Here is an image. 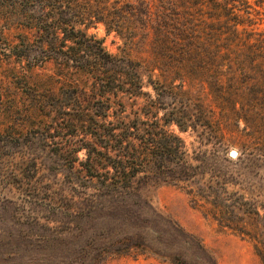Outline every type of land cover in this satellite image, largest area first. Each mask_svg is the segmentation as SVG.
Here are the masks:
<instances>
[{"label": "trees", "instance_id": "obj_1", "mask_svg": "<svg viewBox=\"0 0 264 264\" xmlns=\"http://www.w3.org/2000/svg\"><path fill=\"white\" fill-rule=\"evenodd\" d=\"M0 7L12 28L31 33L11 44L16 58L37 49L97 66L90 74L102 90L103 114L72 116L92 137L62 171L79 190L71 199L74 227L60 226L42 247L50 261L28 264H102L153 251L131 233H158L141 193L160 180L188 186L196 206L209 205L214 220L248 238L264 264V189L241 194L226 173L206 178L208 151L191 153L171 130L202 135L218 155L240 148L238 163L261 169L264 179V0H0ZM99 25L121 39L122 56L89 34ZM114 89L147 102L127 114L123 104L114 107Z\"/></svg>", "mask_w": 264, "mask_h": 264}, {"label": "rangeland", "instance_id": "obj_2", "mask_svg": "<svg viewBox=\"0 0 264 264\" xmlns=\"http://www.w3.org/2000/svg\"><path fill=\"white\" fill-rule=\"evenodd\" d=\"M6 15L0 7V133L4 136L0 140V264L38 263L53 258L42 247L53 243L56 229L74 227L71 199L79 190L62 171L75 159L73 151L87 146L92 137L87 124L73 125L72 116L103 114L102 90L93 88L90 74L97 66H73L51 51L37 49L16 58L11 44L18 34L31 37V33L12 28ZM89 34L102 40L108 53L123 55L121 39L108 35L102 25L91 28ZM113 92L114 107L123 104L127 114L140 111L147 102L144 97L128 98L117 89ZM156 113L164 118V111ZM171 130L191 153L208 151L207 165H202L208 171L206 178L222 172L236 183L231 187L234 192L263 191V172L238 163L240 148L229 145L218 155L202 135L182 133L176 126ZM62 149L68 152L60 155ZM77 156L84 161L85 151ZM188 191L185 184L171 181L146 186L141 196L158 233L131 231V236L138 242L146 239L153 251L111 255L102 264H263L248 238L214 220L209 205L200 202L201 207L196 206ZM173 226L180 232H174Z\"/></svg>", "mask_w": 264, "mask_h": 264}, {"label": "water", "instance_id": "obj_3", "mask_svg": "<svg viewBox=\"0 0 264 264\" xmlns=\"http://www.w3.org/2000/svg\"><path fill=\"white\" fill-rule=\"evenodd\" d=\"M236 155H237V154H236L235 152H234V153H232V156H233V157H235Z\"/></svg>", "mask_w": 264, "mask_h": 264}]
</instances>
